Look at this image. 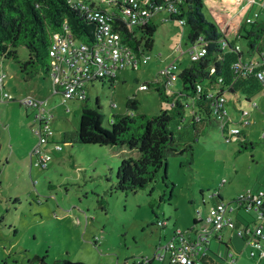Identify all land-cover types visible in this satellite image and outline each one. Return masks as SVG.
Instances as JSON below:
<instances>
[{
    "label": "rangeland",
    "instance_id": "374dc122",
    "mask_svg": "<svg viewBox=\"0 0 264 264\" xmlns=\"http://www.w3.org/2000/svg\"><path fill=\"white\" fill-rule=\"evenodd\" d=\"M263 8L264 0H204L202 12L223 36L232 38L244 31L243 25L249 27L248 20H264ZM153 20L157 29L153 46L146 52L148 61L136 70L123 69L112 83L105 80L89 85L88 103L95 105L98 100L104 127H109L112 113L126 110L131 96L139 100L136 112L158 113L164 103L156 87L151 84L141 89L140 83L156 79L161 64L174 60L182 67L190 61L187 51L175 49L178 44L187 48L188 26L178 19L161 21L154 16ZM263 40L264 34L260 41L264 47ZM238 43L248 58L246 39ZM17 50L21 60L28 58L25 45ZM0 74L4 75V89L0 88V264H25L33 254L45 256L51 264L63 258L90 264H142L148 257L153 264H167L155 260V252L159 247L164 250L176 230L186 232L195 220L198 228L208 226L205 213L209 205L264 187L263 91L251 102L226 93L233 102L226 105L224 130L238 128L239 139L226 141L222 123L215 122L197 135L191 148L170 152L166 166L146 187L122 191L115 188L116 171L123 158L139 155L136 149L78 142L83 103L64 101L43 71L26 80L18 62L2 56ZM180 85L176 81L173 87ZM4 90L15 99L32 96L47 101L51 132L44 131L46 141L41 144L50 156L47 166L36 165L32 154L39 142L37 110L5 97ZM245 109L248 113L243 117ZM190 110L187 106V114ZM190 157L191 163L181 164ZM216 190L223 199H210ZM212 246H220L226 255L225 242L214 238ZM230 247L235 264H264L257 249L256 255L250 254L252 246L245 245L247 249L240 252ZM242 252L247 258L241 263Z\"/></svg>",
    "mask_w": 264,
    "mask_h": 264
},
{
    "label": "trees",
    "instance_id": "16d2710c",
    "mask_svg": "<svg viewBox=\"0 0 264 264\" xmlns=\"http://www.w3.org/2000/svg\"><path fill=\"white\" fill-rule=\"evenodd\" d=\"M176 3L178 13L169 19H184L182 24L188 26V42H203L207 52L200 59L190 60L182 67L178 74L181 85L173 88L171 92L166 90L159 77L150 81L145 80L148 87L151 84L156 87L164 103L159 112L156 114L136 112L139 100L131 96L126 100V110L112 113L108 120L109 127H104L102 126L104 114L98 100L95 105L88 103L89 95L80 100L83 105L76 133L78 142L125 145L139 152L137 157L129 156L122 159L115 176L117 190L131 191L146 187L154 180L159 169L166 166L170 152L183 153L188 147H192V141H197L198 134L219 122L218 113L215 112L213 105L216 95L230 93L243 96L246 101L251 102L252 97L263 88L262 80L256 72L264 69V51L260 49L264 20H248V28L243 25V32L240 31L236 36L228 38L217 30L214 22L206 19L202 12L204 0H179ZM111 21L113 28L119 30L122 42L133 48L138 55L151 50L153 34L157 29V23L153 19L145 25L135 26L117 15H113ZM65 24L79 41L94 44L99 39L97 23L83 15L69 0H0V58L12 57L18 62L26 80L34 78L40 71L48 75L51 64L49 46L52 37L56 32H63ZM241 38L246 39L248 58H244L241 47L237 48L238 40ZM222 41L226 42L225 46H222ZM20 45L27 47L29 51L27 59L19 58L17 47ZM255 54L260 55L262 59L256 57L252 59ZM240 57L250 62L257 61V64L251 70L239 71L234 63ZM198 84L201 86L200 89ZM212 92L216 95L210 96ZM12 101L23 104L19 99ZM190 104L196 108V113L192 116L186 112L187 105ZM179 144L180 148L177 147ZM191 160V157L187 158L181 161V164L191 163ZM216 197L223 199L220 191L210 195V199ZM203 203L206 204L204 197ZM254 222V215L242 208L236 213L234 228L238 229ZM194 223H197V220ZM240 237L246 240L245 235ZM218 263L224 264L223 258L211 248L209 253L201 258V264ZM25 264L51 263L45 256L33 254ZM52 264L90 263L63 258Z\"/></svg>",
    "mask_w": 264,
    "mask_h": 264
},
{
    "label": "built area",
    "instance_id": "2783aa9c",
    "mask_svg": "<svg viewBox=\"0 0 264 264\" xmlns=\"http://www.w3.org/2000/svg\"><path fill=\"white\" fill-rule=\"evenodd\" d=\"M69 1L88 19L97 23L99 39L94 44L79 41L72 35L67 24L64 25L65 30L63 32L53 34L49 46L51 64L48 76L52 79L55 92L60 93L64 101L83 100L89 95L88 88L90 84L94 85L96 81L104 82L105 80H109L112 83L123 69L131 68L136 70L141 63L148 61L149 57L146 54L138 55L133 48L122 42L119 30L113 28L111 21L113 15L119 16L133 26L145 25L154 16H158L161 21H167L171 16H175L178 13V4L176 2L179 0ZM179 21L184 23V19H179ZM225 45L226 42L222 41V46ZM237 48L240 49V45H237ZM175 49L181 53L187 51L190 60H198L207 52L206 45L201 41L189 42L185 50L182 49L181 44H178ZM256 64L257 61L250 62L240 57L234 63V66L239 71L244 72L246 69H253ZM182 67L174 60L159 65L157 75L166 90H169L168 92L173 90V85L178 81V74ZM256 74L262 80V91L264 92V69L257 70ZM3 77L4 75L0 74L1 89H4ZM139 87L148 89L147 82L143 81ZM198 88H201L199 84ZM3 95L11 100L15 99L6 90L3 91ZM214 95H216L215 92L210 93V96ZM19 100L21 103L31 106L33 110H37L35 117L39 119L40 125L35 133L39 136V142L32 149V154L36 155L35 164L45 167L50 156L47 151H43L41 144L46 141L44 131L51 132L49 120L52 117L51 114H46L47 101L39 100L32 96ZM227 101L226 93L216 95L213 105L215 112L218 113L219 123H222L221 131L225 136V140L230 141L238 139L240 131L238 128H233L228 132L224 130V127L226 129V123L222 122V119L227 115ZM252 104L254 106L257 105L256 102ZM113 106H115V103H113ZM187 106L191 109L188 115L192 116L196 113V108L193 104ZM247 113L248 110L245 109L242 111V116L244 117ZM58 147H62L60 143H58ZM216 193L213 192L212 194ZM242 208L247 209L254 215L255 222L235 229L236 213ZM205 216L209 222L208 226L198 228L195 226L196 223H194V226L186 232L179 229L176 230L162 247L164 250L161 247L156 250L155 260L166 262L167 264L176 262L201 264V258L206 253H209L211 241L214 238L220 240L223 230L227 228L235 231L240 236H246L245 242L253 247L250 250L251 255H256L255 249H257L258 256L260 258L264 257L262 243V239H264V187L242 191L236 198L228 202L220 200L211 204ZM218 254L223 258L224 264H235L236 257L233 250L228 248L226 255L219 251ZM150 263H153V260L148 257L145 258L142 264Z\"/></svg>",
    "mask_w": 264,
    "mask_h": 264
},
{
    "label": "crops",
    "instance_id": "0c3cea01",
    "mask_svg": "<svg viewBox=\"0 0 264 264\" xmlns=\"http://www.w3.org/2000/svg\"><path fill=\"white\" fill-rule=\"evenodd\" d=\"M262 44H264V40H263V43ZM260 49L262 50V51H264V47L263 46H261L260 47ZM258 58H261L260 57V55H258L257 54V57H256V59H258ZM252 59H255L254 57L252 58ZM262 59V58H261ZM231 101V102H230ZM230 101H229V104L230 103H232L233 102V99L231 98L230 99ZM26 112H27V115H28V111L26 110ZM0 123H3V122H1V120H0ZM261 188V187H260ZM210 206V205H209ZM217 239V238H216ZM221 239H222V241L223 242H225V244H226V246H227V248H229V249H231V247H230V244L232 245V247L235 249V250H237V251H241V250H243V248H246L247 249V247H245V245L247 246L248 244L237 234V233H235V231H233V230H231V229H228V230H223V232H222V237H221ZM214 240V239H213ZM213 240L211 241V245H210V248L211 249H213V250H216V251H219V252H222V250H221V247L219 246L218 248H214V246H212L213 245ZM220 243H223L222 241H220L219 239H217ZM230 244H229V243ZM264 245V244H263ZM249 246V245H248ZM223 253V252H222ZM245 253L246 252H242V254H240L239 255V261L242 263L243 261H246L245 259H243V257H246V255H245ZM211 255H213L212 253H211ZM247 258V257H246ZM249 261V260H248Z\"/></svg>",
    "mask_w": 264,
    "mask_h": 264
},
{
    "label": "water",
    "instance_id": "95a60500",
    "mask_svg": "<svg viewBox=\"0 0 264 264\" xmlns=\"http://www.w3.org/2000/svg\"><path fill=\"white\" fill-rule=\"evenodd\" d=\"M203 200V199H202Z\"/></svg>",
    "mask_w": 264,
    "mask_h": 264
}]
</instances>
